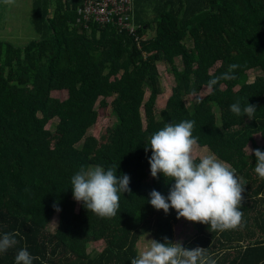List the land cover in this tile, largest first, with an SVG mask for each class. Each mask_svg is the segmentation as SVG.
Instances as JSON below:
<instances>
[{
  "label": "trees",
  "instance_id": "obj_1",
  "mask_svg": "<svg viewBox=\"0 0 264 264\" xmlns=\"http://www.w3.org/2000/svg\"><path fill=\"white\" fill-rule=\"evenodd\" d=\"M83 3L32 0L38 37L23 46L0 40V235L20 233L0 264H15L24 247L39 258L34 264H131L147 235L205 248L216 264H264V179L246 151L250 143L264 151L255 141V134L264 140V0H132L134 31L85 20ZM159 63L169 65L175 82L157 115ZM231 64L239 66L234 78H221ZM98 101L115 120L96 137L87 133ZM237 101L255 105L254 117L234 114ZM184 120L195 121L197 144L246 184L235 229L212 232L189 221L192 236L179 240L176 210L165 214L150 203L153 189L167 196L174 183L162 173L152 177L150 138ZM81 165L130 175L131 192L120 194L115 217L97 216L74 199L71 177Z\"/></svg>",
  "mask_w": 264,
  "mask_h": 264
},
{
  "label": "clouds",
  "instance_id": "obj_2",
  "mask_svg": "<svg viewBox=\"0 0 264 264\" xmlns=\"http://www.w3.org/2000/svg\"><path fill=\"white\" fill-rule=\"evenodd\" d=\"M3 2L12 5L15 0ZM238 67L237 64L229 65L221 78H234ZM230 110L237 116L246 114L253 118L256 106L248 103L242 108L237 101L230 106ZM194 125L192 120L168 123L151 136L148 146L152 153L149 157L151 175L159 179L162 173L167 181L174 183L167 196L153 189L149 193L150 203L165 214L175 209L178 219L209 225L212 232L235 229L241 225L243 217L241 209L246 184L230 164L215 154L196 151L198 137L193 135ZM249 150L250 155L254 152L256 157V174L264 179V151L250 147ZM130 180L128 174L116 175L115 166L105 169L100 165H81L71 177V188L74 199L82 202L89 212L102 218H112L119 211L120 194L131 192ZM53 207L60 211L58 204ZM18 236L19 231L0 235V253L16 246ZM36 259L39 258L24 247L17 252L15 264H34ZM131 264H216V261L205 248H186L181 242L173 243L165 237L164 242L151 239L131 258Z\"/></svg>",
  "mask_w": 264,
  "mask_h": 264
},
{
  "label": "rangeland",
  "instance_id": "obj_3",
  "mask_svg": "<svg viewBox=\"0 0 264 264\" xmlns=\"http://www.w3.org/2000/svg\"><path fill=\"white\" fill-rule=\"evenodd\" d=\"M38 37L37 32L35 31L32 24V0H15V3L12 5H6L3 0H0V40L10 41L17 46H23L28 43L30 40ZM177 64L181 66V60L177 59ZM168 64L159 63L158 68L161 77V84L163 88V92L156 99V110L155 112L158 115L160 109H162L168 97L171 95L172 86L174 85V77L172 73L168 70ZM257 74V72H255ZM260 73V71H258ZM254 79L253 71L250 72V80ZM207 91H209L208 87H204L201 91V94L204 95ZM52 94L60 99H65L67 97L66 90H54ZM148 93L146 94V96ZM193 95H189L186 97V101L190 104ZM111 101V99H109ZM96 107L98 108V120L95 125L89 128L88 133L90 135H94L99 137L107 127L112 125L115 120L114 115L110 112L109 107H103L99 105V101L96 103ZM58 119H53L47 126L51 129L54 128V125L57 123ZM255 141L262 142L259 134H255ZM253 143L249 144L250 149L252 148ZM249 147H247L246 151L249 152ZM196 151L201 154H213L207 147H202L197 144ZM58 215L56 213L48 226V229L54 230L55 226L58 222ZM176 237L181 240L185 237L192 236L193 227L191 223L182 218L175 226ZM152 236L147 235L144 236L138 246L139 249L148 245L151 241ZM100 244H94V247L99 248Z\"/></svg>",
  "mask_w": 264,
  "mask_h": 264
},
{
  "label": "built area",
  "instance_id": "obj_4",
  "mask_svg": "<svg viewBox=\"0 0 264 264\" xmlns=\"http://www.w3.org/2000/svg\"><path fill=\"white\" fill-rule=\"evenodd\" d=\"M131 4L132 0H84L79 13L85 20L93 18L102 24L114 21L120 29L134 31L136 26L130 23L128 14Z\"/></svg>",
  "mask_w": 264,
  "mask_h": 264
},
{
  "label": "crops",
  "instance_id": "obj_5",
  "mask_svg": "<svg viewBox=\"0 0 264 264\" xmlns=\"http://www.w3.org/2000/svg\"><path fill=\"white\" fill-rule=\"evenodd\" d=\"M261 137V136H260ZM261 140H262V142H256L258 145H263L264 144V140L261 138ZM247 147H249V145L247 146ZM252 148H254V146L252 145ZM249 149V148H248ZM254 150V149H253ZM248 153H250V150H249V152Z\"/></svg>",
  "mask_w": 264,
  "mask_h": 264
}]
</instances>
